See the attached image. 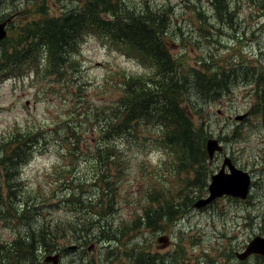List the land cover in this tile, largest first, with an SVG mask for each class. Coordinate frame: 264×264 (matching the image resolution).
<instances>
[{
    "label": "rangeland",
    "instance_id": "rangeland-1",
    "mask_svg": "<svg viewBox=\"0 0 264 264\" xmlns=\"http://www.w3.org/2000/svg\"><path fill=\"white\" fill-rule=\"evenodd\" d=\"M67 1L51 3L50 12L64 10L61 7L63 3L76 6L71 0ZM148 1L170 8L168 12L171 13L173 27L178 25L181 28L176 29L175 34L182 30L179 39L183 42H176L168 49L173 56L179 55L178 62L186 68L196 66V60L202 54L206 57L211 55L224 71L236 69V64L246 61L251 66L264 67V9L255 4L257 0H228L232 8L231 25L225 19L215 18L209 0ZM6 3L9 6L0 8V14L9 11L12 3ZM18 3L27 9L32 1L18 0ZM192 5L201 13L197 11L196 14ZM23 19V16H17L11 24H18ZM199 25L205 26L204 31L198 29ZM9 34L11 36L12 32ZM189 36L191 41L187 40ZM118 48L109 45L103 37L87 35L75 53L71 71L67 74H52L42 61L28 77L6 78L0 82V138L7 140L16 131L40 134L35 137V152L20 169V185L13 188L15 197H20L11 200L13 207L21 209L28 203V210H31L29 221L35 224L44 220L52 223L62 221L67 232L64 230V238L58 239V249L46 253L60 252L59 264H78L80 260L86 264L89 259H93L90 264H123L127 258L125 253L136 256L144 251L142 245L148 247L145 251L163 253L169 240L176 241L178 264H264V258L260 256L242 262L235 256L253 236H264V180L258 172L264 165V118L258 119L262 115L260 113L250 114L240 122L233 119L237 114L250 112V109L252 112L262 111L255 104L260 93L252 90L254 85L244 81L240 75L233 79L229 90L224 91L217 101H206L205 105L197 102V105L205 107L206 138H217L223 147L222 153L204 159V172L198 176L197 182L192 171L188 174L178 169L180 163L187 162L179 154L142 144L138 147L132 142H138L137 137L127 134L124 142L118 141L123 169L116 180L113 207L107 211L109 216L102 222L104 225L113 224L116 232L123 225L130 229L131 222L139 216L142 222L127 231L117 244L94 239L83 243L81 236L78 239L71 237V226L82 225L78 222L82 215L70 210V206L62 204L59 199L75 190L80 181H75V176H82L81 180L88 178L86 175L91 173L93 158L82 151L68 154V157L63 155L67 139L70 142L74 140L70 133L63 134L66 128L64 121L73 127L79 136L78 141L87 151L86 145L93 146L96 139L97 132L93 131L95 114L123 94V84L128 77L144 76L151 71L140 55L125 53ZM84 109L90 111L87 118L80 117ZM192 120L195 124L201 121L198 116ZM57 125H60V133L55 132ZM139 131L143 133V125ZM236 133L235 140L232 137ZM223 154L236 167L253 175L255 182L248 200L244 202L221 196L204 209L190 207V200L207 194L204 184L220 168ZM110 171L109 176L115 179L112 168ZM6 192L3 186L0 189V207L4 212L0 217L1 241L13 240L16 232L24 229L23 225L27 222L25 218L17 220L10 215L12 209L9 208L10 201L8 206ZM155 201L163 204L161 208ZM145 207L159 209L158 224L145 226L142 218ZM174 208L173 218L162 221V216L173 212ZM106 209L102 202L101 210ZM152 213L145 216L151 217ZM95 216L96 213L91 214L93 221L100 219V216ZM98 225H91L92 232L97 231ZM78 233L81 232L75 231V234ZM75 246L79 247V254H75ZM180 258L189 262L180 263Z\"/></svg>",
    "mask_w": 264,
    "mask_h": 264
},
{
    "label": "trees",
    "instance_id": "trees-1",
    "mask_svg": "<svg viewBox=\"0 0 264 264\" xmlns=\"http://www.w3.org/2000/svg\"><path fill=\"white\" fill-rule=\"evenodd\" d=\"M7 1L13 4H10L11 12L1 13L0 21L10 15H15V18L23 16L24 19L18 24L10 23L7 37L0 41V82L12 77L24 79L42 61L52 74H67L71 71L75 53L87 35L103 37L109 45L119 47L125 53H137L151 70L144 76L128 77L123 84V94L95 114L93 131L97 132L96 139L93 146L85 144L87 151L78 141L79 136L73 127L64 121L66 128L63 134L70 133L74 140L70 142L67 139L68 145L62 149L63 155L68 157V154L82 151L93 158L91 173L86 175L88 178L81 180L82 176H75V181L80 179L75 190L59 199L62 204L70 206V210L81 213L82 218L79 217L78 222L83 224L71 226L70 223V226L73 231L71 237L78 239L81 236L83 243L94 239L117 244L127 231L135 229L142 222L139 216L131 222L130 229H126L125 225L119 227L118 234L113 224L104 225L102 222L109 216L107 211L113 207L116 180L123 169L118 141L124 142L126 135L132 133L138 139V142H132L138 147L142 144L179 154L187 162L180 163L178 169L186 173L191 170L197 181L204 172L202 165L207 157L205 140L208 136L205 107L197 105V102L217 101L224 91L229 90L237 75L254 85L252 90L257 94L260 93L257 104L264 102L262 66H251L246 61L236 64V69L224 71L211 55L206 57L203 54L196 60V66L186 68L178 62L179 55L173 56L168 47L183 42L179 39L182 30L175 34V30L181 28L178 25L173 27L168 6L153 4L148 0H140L139 3L132 0H71L75 7L63 3L61 7L64 10L51 13V3L67 0H31L27 9L20 7L18 0H0V8L9 6ZM209 1L215 18L225 19L231 25L232 8L228 0ZM255 4L264 9V0H257ZM192 6L196 14L197 11L201 13ZM198 29L204 31L205 26L199 25ZM9 32H12L11 36ZM187 40L191 41L190 36ZM89 113L84 109L80 117L87 118ZM194 116L201 120L199 124L193 122ZM142 125L145 132L141 134L139 127ZM59 126H55L56 133H60ZM36 135L40 134L16 131L7 140L0 138V189L3 186L7 189L8 206L10 201L9 208L12 209L10 215L17 220H27L23 225L25 228L17 231L13 240L0 239V264H45L43 253L58 249V239L64 238V230L67 232L62 221L52 223L44 220L40 224L29 221L31 210H28V203L21 209L11 204L13 198L17 200L20 197H15L13 188L20 185V169L35 152ZM235 135L238 136L237 133ZM235 135L232 138L236 139ZM110 168L115 179L109 176ZM261 171L264 177V165ZM102 202L107 207L105 211L101 210ZM155 203L160 208L163 205L158 201ZM151 211L154 209H144L146 214ZM92 213H96L95 217L100 216V219L93 221ZM3 214L0 207V217ZM152 216L142 217L146 227L151 226ZM96 223L100 225L97 231L92 232L91 225ZM75 231L81 233L75 234Z\"/></svg>",
    "mask_w": 264,
    "mask_h": 264
},
{
    "label": "water",
    "instance_id": "water-1",
    "mask_svg": "<svg viewBox=\"0 0 264 264\" xmlns=\"http://www.w3.org/2000/svg\"><path fill=\"white\" fill-rule=\"evenodd\" d=\"M11 17L0 21V40L6 36V26ZM247 116V113L237 114L233 117L234 120H242ZM205 149L209 158H212L215 152L221 151L222 146L217 138L209 137L205 142ZM225 166L228 171L225 172ZM251 184L250 174L242 169L237 168L228 156H224L222 164L217 172L213 173L210 177L208 184V196L196 200L193 204L194 207H203L210 203L213 199L230 195L236 198L244 199L248 194ZM260 254L264 256V236H254L244 247L242 251L236 253V257L240 260L246 258L250 254ZM59 254H48L45 256L44 261L52 264H58Z\"/></svg>",
    "mask_w": 264,
    "mask_h": 264
},
{
    "label": "flooded vegetation",
    "instance_id": "flooded-vegetation-1",
    "mask_svg": "<svg viewBox=\"0 0 264 264\" xmlns=\"http://www.w3.org/2000/svg\"><path fill=\"white\" fill-rule=\"evenodd\" d=\"M260 107H262V106H260ZM262 108H264V107H262ZM250 114H252V113H250L249 111H248V115H250ZM253 115V114H252ZM245 119H247V118H245ZM259 119H261L262 120V117H260ZM219 153H222V152H219ZM218 153V154H219ZM217 154V153H216ZM225 155L223 154V157H224ZM211 161V160H210ZM225 169V171L227 172L228 171V169H227V167H225L224 168ZM204 186H208V183L205 185L204 184ZM207 193V192H206ZM206 195V194H205ZM204 195V196H205ZM227 197H230V196H227ZM232 198V197H231ZM233 199H236V198H233ZM236 200H238V199H236ZM192 202L193 201H189V205L190 204H192ZM245 202V201H244ZM159 209H155L154 211L156 212L155 213V215L154 216H152V220H151V226H153V225H156V224H158L159 222H160V218L158 217V215H157V211H158ZM154 211H153V213H152V215L154 214ZM175 212V208H174V211L173 212H170L169 214H166V215H163L162 216V218H161V220L162 221H165V220H171L172 218H173V215L175 214L174 213ZM145 214L146 213H144V217H145ZM170 215V216H169ZM168 216H169V218H168ZM150 226V227H151ZM166 236V235H165ZM165 247L164 248H166L165 250H163V253H161V252H154V253H151V252H149V251H145L148 247H143V245L141 246L143 249H144V251H142V252H139L136 256L135 255H133V256H130L129 255V253L127 252V253H125V257H127L126 258V261L123 263V264H178L177 263V251H176V241H172V240H169L168 241V243L167 244H165L164 245ZM163 247V246H162ZM75 248H76V250H75V254L76 253H78L79 254V247H76L75 246ZM74 248V249H75ZM258 254H251L248 258H254V257H256ZM62 256V254H60V257ZM247 258V259H248ZM78 259L80 260V256H78ZM246 260V259H245ZM81 261V260H80ZM78 262V264H82L81 262ZM179 261H180V263L181 262H185V263H188L189 261H187V259H185V258H180L179 259ZM244 261V260H243ZM91 262H93V259H89L88 261H87V263L86 264H90ZM242 262V261H241ZM190 264V263H189Z\"/></svg>",
    "mask_w": 264,
    "mask_h": 264
},
{
    "label": "bare ground",
    "instance_id": "bare-ground-1",
    "mask_svg": "<svg viewBox=\"0 0 264 264\" xmlns=\"http://www.w3.org/2000/svg\"><path fill=\"white\" fill-rule=\"evenodd\" d=\"M170 216V215H169ZM169 216H168V218H169ZM169 221V220H168Z\"/></svg>",
    "mask_w": 264,
    "mask_h": 264
}]
</instances>
